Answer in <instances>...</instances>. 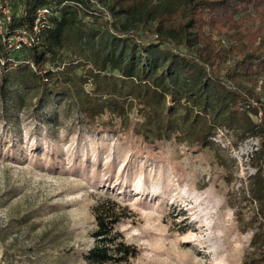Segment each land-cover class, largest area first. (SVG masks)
Here are the masks:
<instances>
[{"label": "trees", "instance_id": "16d2710c", "mask_svg": "<svg viewBox=\"0 0 264 264\" xmlns=\"http://www.w3.org/2000/svg\"><path fill=\"white\" fill-rule=\"evenodd\" d=\"M2 1L11 33L31 29L40 7L58 6L35 45L14 50L0 37L6 109L50 107L47 126L61 119L147 144L206 148L218 132L258 139L247 195L259 206L251 247H261L254 261L264 264V0H181L179 11L153 0ZM122 14L125 23L116 20ZM91 211L87 262L131 264L137 249L115 229L127 207L107 196Z\"/></svg>", "mask_w": 264, "mask_h": 264}, {"label": "rangeland", "instance_id": "374dc122", "mask_svg": "<svg viewBox=\"0 0 264 264\" xmlns=\"http://www.w3.org/2000/svg\"><path fill=\"white\" fill-rule=\"evenodd\" d=\"M179 1L153 3L179 11ZM50 110L6 109L0 99V264H89L91 208L107 196L129 212L115 229L137 249L131 264H255L249 142L225 134L224 147L147 144L61 119L47 126Z\"/></svg>", "mask_w": 264, "mask_h": 264}, {"label": "built area", "instance_id": "2783aa9c", "mask_svg": "<svg viewBox=\"0 0 264 264\" xmlns=\"http://www.w3.org/2000/svg\"><path fill=\"white\" fill-rule=\"evenodd\" d=\"M58 6L55 4L46 5L37 9L35 13V18L31 29L18 28L12 31H8L9 25L12 20V10L10 5L6 1L0 0V37L6 42L9 48L14 50H20L24 47H30L35 45L43 30L51 27V19L57 14ZM10 32L9 37L5 38V32ZM220 136L225 137V133L218 132L214 137L211 138V141L217 146H225L220 139ZM246 144L249 142L251 144L249 150L244 155V160L246 164H249L254 158L255 152L258 150L259 142L257 138L250 137L245 139ZM242 142V143H243ZM221 143V144H219ZM241 143V144H242ZM240 145V144H239ZM238 145V146H239ZM237 147V146H233ZM256 169H252V173H248L246 180H249L255 175ZM247 185V184H246Z\"/></svg>", "mask_w": 264, "mask_h": 264}]
</instances>
